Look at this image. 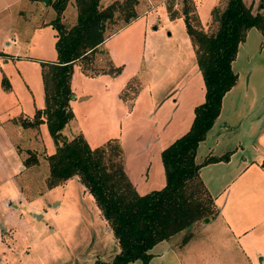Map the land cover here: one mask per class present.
<instances>
[{
	"label": "rangeland",
	"instance_id": "rangeland-1",
	"mask_svg": "<svg viewBox=\"0 0 264 264\" xmlns=\"http://www.w3.org/2000/svg\"><path fill=\"white\" fill-rule=\"evenodd\" d=\"M112 1L102 0L101 5L106 6ZM244 1L253 12L264 13V0ZM226 2L227 0H137L134 5L136 12L141 11L146 14L149 10L148 13L123 27L105 44L106 48L115 45L123 55L128 57L124 64H118L120 67L118 73L124 70L125 75H130L133 70L137 73L139 71L138 76L131 75L128 79L127 90L124 91L126 98H130L132 93L136 94L142 84L139 82V75L142 80L145 69L142 71L144 64L139 62L143 56L144 39L147 36L157 37L158 31L163 35L167 33V29L164 30L165 17L160 11H155L157 7L164 6L169 16L174 13L176 17L183 20L187 12L194 26L211 33L218 28L215 16L224 8ZM126 4L123 2V9L118 8L113 18L108 20L105 31L107 35L127 24L126 16L130 8L126 7ZM16 8H21L24 12L15 14L11 31L15 34L16 41L10 46L8 52L25 56L22 59H11L10 63L13 64L11 68L16 65L18 69H21L29 83L31 90L24 91L20 88V78L15 75L16 80H14L21 103L30 114H33L35 108L44 105L42 62L57 58L55 47L57 30L51 24L52 19L57 16V11L48 0H36L34 3L31 0H21L18 5L16 4ZM148 16H155L156 20L146 26L145 21ZM76 19L77 8L74 0H69L62 11L61 21L66 27H70ZM154 25L158 27L152 30ZM120 41L125 48L119 44ZM247 42L249 54L245 55V50L241 48L233 62V68L240 72L241 88L248 86V83L252 81L256 84L258 98L255 107H257L259 102H264V49L257 55L255 50L260 42V32L257 28L253 27L250 30ZM261 46L264 47V44ZM76 62L81 65L84 72L91 74L103 71L111 73L117 65L110 61L103 48L89 53ZM133 64L136 65L135 69ZM174 65L163 85L175 84L172 92L183 84L181 88L184 89L179 98L180 105L176 110L173 108H175L174 100L177 94L159 98L160 91L158 95L154 94L151 98L150 92H144L134 102L132 109L130 107L133 105L132 100H128L125 104L126 108L125 106L123 108L112 102L110 95L104 89L105 77L86 79L79 82L76 91L73 90L74 94L79 93V97L72 98L70 101L73 115L70 122L61 130V136L70 138L72 135L81 133L93 147L115 138L121 145L127 174L137 191L145 193L161 188L165 184L161 148L190 128L194 118V102H197L195 100H198L200 95H203L205 99L204 80L201 74L195 75V67L193 66L191 71L193 76L186 83H181L186 77L180 75L182 72L180 62L178 64L175 62ZM253 68H255L254 71L250 70ZM6 78L8 79L7 75ZM83 93H91L92 98L90 97L89 100L82 98ZM251 97L249 90V95L246 93L242 100H246L245 103L249 104ZM76 101L80 103L73 105ZM228 104H226L227 107ZM118 114L121 116L119 117ZM248 114L252 116L253 111L250 110ZM189 117L190 125H188ZM234 117L235 113L231 112L228 118ZM184 128L187 129L182 132ZM62 137L60 140L63 139ZM21 141L30 147L24 160L29 156V151H33L36 153L37 162L30 165L24 163L26 167L21 165L22 171L17 172L19 195L13 200L17 206L12 205L16 218L13 221H5L6 228L3 231L0 230V247L4 254L12 249L15 259L22 264H27V259L30 261L37 259L39 264H94L99 260L110 261L119 251V246L86 189L81 188L79 181L75 178L62 181L53 187L47 184L49 175L47 155L54 152L57 146L47 123L41 122L38 126L27 128L22 133ZM215 207L217 209L216 204ZM212 217L213 215L202 216L185 229L183 234L176 235L175 237L180 240L179 244L185 237L189 236V240L196 232L205 230V225ZM208 250L212 252L210 246ZM23 257L26 259L24 260ZM126 264L143 263L137 260V262ZM147 264H161V260L151 258Z\"/></svg>",
	"mask_w": 264,
	"mask_h": 264
},
{
	"label": "trees",
	"instance_id": "trees-1",
	"mask_svg": "<svg viewBox=\"0 0 264 264\" xmlns=\"http://www.w3.org/2000/svg\"><path fill=\"white\" fill-rule=\"evenodd\" d=\"M48 1L57 11L51 21L57 30V59L42 62L45 106L37 109L31 119L19 120L24 126L46 122L57 144L56 150L47 155L48 186L53 187L78 175L108 221L120 249L110 261L99 260L94 264H125L135 260L147 264L152 257L150 250L156 243L189 228L202 216L217 213L214 198L199 172L208 163L228 160L230 152L207 155L201 161L196 160V152L219 115L223 95L237 81L238 74L232 62L239 43L253 26L264 37V13L253 12L244 0H227L215 16L217 30L208 33L194 26L185 12L186 31L205 84V99L194 107L190 128L161 150L166 178L164 186L139 193L127 176L122 148L115 138L93 147L81 133L70 138L61 136V130L73 115L70 101L74 96L71 87L74 63L101 50L99 45L107 36V22L118 8L123 9V2L130 8L126 22L136 17L134 5L137 0H113L106 6L101 5L102 0H74L77 19L70 27L61 21L69 0ZM170 17L176 16L173 13ZM119 70L116 66L111 73ZM3 84L9 87L5 77ZM29 152L24 160L26 165L37 162L36 153Z\"/></svg>",
	"mask_w": 264,
	"mask_h": 264
},
{
	"label": "crops",
	"instance_id": "crops-1",
	"mask_svg": "<svg viewBox=\"0 0 264 264\" xmlns=\"http://www.w3.org/2000/svg\"><path fill=\"white\" fill-rule=\"evenodd\" d=\"M20 1L21 0H0L1 231L7 226L6 223H4L5 221H13L16 218V213L12 206L13 204L16 205V203H13V200L19 195L16 182L18 178L16 175L17 172L20 173L22 171L23 165L26 167L23 160L27 150H30V147L24 144L21 138L23 131L27 128H32V126H24L19 119L20 117L31 119L36 110L39 109L35 108L36 110L33 114H30L29 110H26L25 105L21 103L20 94L17 92L15 75L20 78L21 89L25 91L27 89L31 90V88L29 87L27 79L22 74L21 69H18L16 65H14V68H11L13 64L10 63V60L17 58L22 59L25 56L16 52L13 54L8 52L10 46L16 41L15 34L11 31L14 25L15 14L24 12L21 8L15 9L16 4L18 5ZM31 1L33 3L36 2V0ZM148 11L149 10H147L146 14ZM155 11H160L163 17H165L164 30L166 31L167 29V33L163 35L162 32L158 31L157 37L151 38L147 36L144 39L142 48L143 56L140 62L139 60H137V62H139V64L143 62L144 68H142V71L143 69L145 70L142 80L139 75L140 81H138L142 84L139 86L140 88L137 90L136 94L132 93L130 98H126L124 91L127 90L129 77L131 75L133 77L138 76L139 71L137 73V71L135 72V70H133L130 75H125L126 73L124 74V70L118 74L104 71L91 74L84 72L81 65L77 62L73 65L74 71L71 76L72 90L76 91L79 82L82 80L105 77L106 83L104 89H106L112 102L116 105L124 108L127 101L132 100L133 105L130 106L132 109L134 102L142 93L150 92L151 98H153L152 95H158L161 91L158 96L159 98L164 97V95H171L170 97L176 94L178 95L174 100L176 103H174L175 108L173 109L176 110L180 105L179 98L180 93L184 89L181 88L183 84H180V87L172 91L174 93H172L171 90L174 88L175 84L168 86L163 85L165 78L169 77L171 74L172 65H174L175 62L176 64L180 62L182 70L180 75L186 77L181 83H186V81L193 76L191 72L193 71V66L195 67L194 73L196 76H199V74L202 76V73L198 68L194 47L186 31L183 18L170 17L164 9V6L157 7ZM146 14L137 11L136 17L127 22L124 26L108 34L99 45V48H103L106 51L111 62L117 64L116 66H118V64H124L128 57L123 55L122 51L115 45H110L106 48L105 44L123 27ZM154 20H156L155 16L146 17V26L154 23ZM156 27H158V25H154L152 30L156 29ZM253 27L247 30L245 39L239 43L235 59L240 53L241 48L245 50V55L249 54L248 52L250 51L247 40L249 32ZM258 31L260 32V42L258 48L255 50L257 55L264 49V47L261 46L264 44V38L261 31L259 29ZM119 44L125 48L122 41H120ZM119 50L120 52H118ZM133 65L135 69L136 65ZM14 69L18 70L16 71ZM254 69L255 68L250 70L254 71ZM189 71L190 73H187ZM234 71L238 74L237 81L223 95L219 115L215 119L213 126L208 130L205 138L200 141L196 152V160L201 161L207 155H221L226 151H230L228 160L208 163L202 166L199 172L205 186L214 198V203L217 206V213L207 222L206 225H208V227L205 225V230L202 229L196 232L193 234V237L186 242H182L181 240L180 244L182 246H179L180 240L175 236L183 234L185 229L176 232L168 239H163L156 243L150 250L152 253L151 258L154 260H161V264H264V102H257V107H255L258 98L256 84L252 81L248 83V86L241 88L240 72L238 69H234ZM6 75L8 76L7 80L9 82V87L3 84V78H6ZM249 90L252 97L248 104L245 103L246 100L242 99L245 97L246 93L249 95ZM78 97L79 93H75L73 98L76 99ZM90 97L92 98L91 93H83L82 95V98L88 100L91 99ZM197 99L198 100H195L197 102H194V107L203 101L204 96L200 95ZM227 100L228 102L226 103ZM77 103L80 102L76 101L73 105ZM226 104H228V107ZM44 106L45 99L44 105L40 108ZM226 108L229 109L227 110ZM250 110L253 111L252 116L248 114ZM231 112H233V114L235 113L233 119L228 118ZM120 116L121 115H119V117ZM189 119L190 122L188 125L191 123V118L189 117ZM186 129L187 128H184L182 132L186 131ZM164 147H162L161 150ZM123 166L127 173L124 159ZM70 178L78 180L81 188L86 189V192L97 206L104 223L113 234L108 221L104 218L93 195L80 181L79 176L74 175ZM68 179H66V181ZM36 234L39 233L36 232ZM113 237L118 244L114 235ZM208 246H210L212 252H209ZM11 250H7V254H4L2 247H0V264H22L15 259V254ZM261 254L262 256H260ZM23 259L25 260L26 258L23 257ZM138 261L142 262L141 260ZM131 262H137V260ZM27 264L39 263L37 259H34V261L27 259Z\"/></svg>",
	"mask_w": 264,
	"mask_h": 264
},
{
	"label": "water",
	"instance_id": "water-1",
	"mask_svg": "<svg viewBox=\"0 0 264 264\" xmlns=\"http://www.w3.org/2000/svg\"><path fill=\"white\" fill-rule=\"evenodd\" d=\"M47 1V0H46Z\"/></svg>",
	"mask_w": 264,
	"mask_h": 264
}]
</instances>
